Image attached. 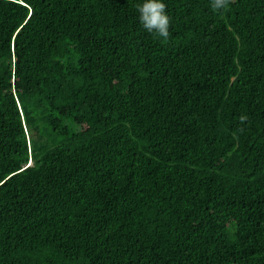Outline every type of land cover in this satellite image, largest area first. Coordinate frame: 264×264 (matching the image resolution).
I'll return each mask as SVG.
<instances>
[{"label":"trees","instance_id":"trees-1","mask_svg":"<svg viewBox=\"0 0 264 264\" xmlns=\"http://www.w3.org/2000/svg\"><path fill=\"white\" fill-rule=\"evenodd\" d=\"M163 2L0 0V264H264V0Z\"/></svg>","mask_w":264,"mask_h":264},{"label":"clouds","instance_id":"clouds-1","mask_svg":"<svg viewBox=\"0 0 264 264\" xmlns=\"http://www.w3.org/2000/svg\"><path fill=\"white\" fill-rule=\"evenodd\" d=\"M232 0H210V6L214 12L226 10ZM139 13V22L148 33H153L162 41H167L170 36L171 18L167 14V5L163 0H143V3L135 5ZM248 116L241 114L239 122L244 125ZM240 132L244 128L239 129Z\"/></svg>","mask_w":264,"mask_h":264}]
</instances>
